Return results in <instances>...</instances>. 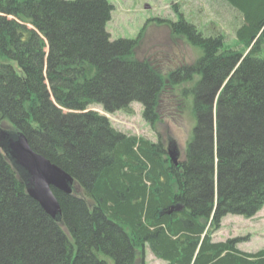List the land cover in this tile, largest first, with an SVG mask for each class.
<instances>
[{
	"label": "trees",
	"instance_id": "trees-1",
	"mask_svg": "<svg viewBox=\"0 0 264 264\" xmlns=\"http://www.w3.org/2000/svg\"><path fill=\"white\" fill-rule=\"evenodd\" d=\"M218 1L241 18L235 46L181 16L152 20L202 53L168 76L191 84L193 128L173 165L161 135L120 133L89 109L139 103L155 130L164 87L133 57L140 34L110 40L107 0H0V130L73 179L70 195L52 190L54 220L0 150V264H136L145 247L166 264H264V250L211 238L226 216L264 207V0Z\"/></svg>",
	"mask_w": 264,
	"mask_h": 264
},
{
	"label": "rangeland",
	"instance_id": "rangeland-1",
	"mask_svg": "<svg viewBox=\"0 0 264 264\" xmlns=\"http://www.w3.org/2000/svg\"><path fill=\"white\" fill-rule=\"evenodd\" d=\"M73 1V0H64ZM113 7L111 19L105 30L111 41L118 39H141L134 50V59L147 61L164 78V87L157 105L158 122L155 130L143 120L142 106L130 105L131 115L124 112L105 113L100 106L89 109L105 116L111 126L120 133L143 137L152 143L157 133L178 150V159L193 128L189 113V97L182 98V90L190 87L185 79L177 85L169 81V74L181 67H190L201 51L191 47L184 39L173 36L166 25H157L152 20L177 22L180 16L192 23L204 35L222 34L228 46H235V30L241 18L226 4L218 0H107ZM152 21V22H151ZM182 76V75H181ZM193 80V77L192 79ZM214 243L237 239L236 248L247 254L264 250V207L252 218L228 215L220 228L211 235ZM136 264H166L154 258L145 247L136 251Z\"/></svg>",
	"mask_w": 264,
	"mask_h": 264
},
{
	"label": "water",
	"instance_id": "water-1",
	"mask_svg": "<svg viewBox=\"0 0 264 264\" xmlns=\"http://www.w3.org/2000/svg\"><path fill=\"white\" fill-rule=\"evenodd\" d=\"M0 150L19 171L26 192L52 219L60 217V206L53 191L65 195L72 193L73 179L44 157L36 154L22 133L0 130ZM167 156L173 165L178 163V150L173 143L167 147Z\"/></svg>",
	"mask_w": 264,
	"mask_h": 264
}]
</instances>
